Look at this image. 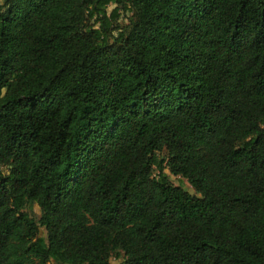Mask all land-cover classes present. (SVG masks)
<instances>
[{
    "label": "trees",
    "instance_id": "1",
    "mask_svg": "<svg viewBox=\"0 0 264 264\" xmlns=\"http://www.w3.org/2000/svg\"><path fill=\"white\" fill-rule=\"evenodd\" d=\"M112 258L264 264V0H0V264Z\"/></svg>",
    "mask_w": 264,
    "mask_h": 264
},
{
    "label": "rangeland",
    "instance_id": "2",
    "mask_svg": "<svg viewBox=\"0 0 264 264\" xmlns=\"http://www.w3.org/2000/svg\"><path fill=\"white\" fill-rule=\"evenodd\" d=\"M113 7L114 5H111L109 10L111 11ZM128 22H129V14L122 13L117 22L118 28L121 29L125 27V25L128 24ZM117 32L118 31H116V33ZM158 155L160 158L168 157V153L166 150L160 151ZM165 171L168 174L173 184L183 187L185 190H187L192 195L200 196V194L195 190V188L191 185V183L186 178L182 177L181 175L172 174L169 169H166ZM40 216H41V210L38 205H35V217L39 219ZM42 233L45 234V230L42 231ZM111 264H123V261L121 259L118 260V259L112 258Z\"/></svg>",
    "mask_w": 264,
    "mask_h": 264
}]
</instances>
